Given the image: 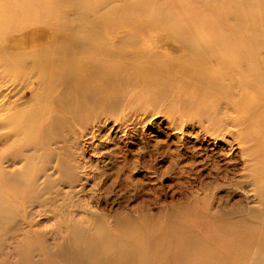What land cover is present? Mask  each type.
Returning <instances> with one entry per match:
<instances>
[{"label":"rangeland","instance_id":"374dc122","mask_svg":"<svg viewBox=\"0 0 264 264\" xmlns=\"http://www.w3.org/2000/svg\"><path fill=\"white\" fill-rule=\"evenodd\" d=\"M198 1L193 5L190 0H170L160 10L158 0H0V24L4 23L0 26V163L8 171L0 180V264H110L111 255L105 249L94 250L86 241L98 228L94 227L97 217L108 223L116 243L120 239L116 223L135 214L146 215L150 221L158 218L162 226L158 237L170 239L174 214L204 194L214 193L215 207L225 212L257 206L238 145L231 146L227 139L208 133L206 125L180 118L174 110H123L97 119L96 111L87 106L85 113L61 114L71 122L68 126L35 132L37 127L27 125L31 110L40 109L35 95L42 100L47 93L57 97L60 91L57 86H43L42 74L29 69L38 61L29 58L32 51L57 39L59 24L70 22L76 31L87 28L95 36L105 20L116 21L127 14H137L139 23L158 27L189 24L202 30V42L212 47L204 54L220 63L222 75H227L232 62L229 56L218 55L220 43L227 41L220 37L238 41L264 58V0H212L216 9L206 0ZM160 29L149 30L150 35L162 38L166 31ZM60 38L59 43L64 41ZM125 38L129 48L138 47V36ZM178 45L175 40L162 42L158 52L174 59L186 56L188 52ZM231 75L234 79L223 78L224 84L238 86H229L230 92H256L239 81L237 72ZM155 93L158 88L150 92ZM41 108L45 128L55 112L49 110L46 115ZM82 117L95 121L81 125L76 119ZM35 142H42L43 149L36 151ZM213 164L218 172L212 171ZM220 167L227 170L225 178ZM188 224L183 227L190 232ZM187 235L180 249L169 242L158 264L176 260L217 264L210 262L208 253L198 259L185 256V249L192 245L197 254L207 238L201 229ZM143 264L153 263L146 258Z\"/></svg>","mask_w":264,"mask_h":264},{"label":"bare ground","instance_id":"6f19581e","mask_svg":"<svg viewBox=\"0 0 264 264\" xmlns=\"http://www.w3.org/2000/svg\"><path fill=\"white\" fill-rule=\"evenodd\" d=\"M169 1L158 0L156 4L164 10ZM190 1L196 5L198 0ZM206 2L211 9H216L211 5L212 0ZM197 10L201 11L199 7ZM139 22L137 14L122 15L112 22L105 20L104 26L96 31L98 36L83 27V30L76 31L70 22L59 24L60 27L55 30V37H59L45 48L32 51L29 58L36 57L38 61L30 68L24 66L42 74L43 86L60 88L57 97L55 93H47L46 99L43 97L41 100L39 94L35 95L37 104H40V109L45 108L46 115L49 110L55 112L50 116L53 122L44 128L46 118L42 120L41 117L44 110L33 109L27 125L33 124V129L37 127L35 132L68 126L71 122L62 118L61 114L71 111L85 113L87 106L96 111L97 119L115 116L123 110H174L180 118L206 125L208 133L227 139L231 146L238 145L240 155L246 161L245 180L253 186L257 206H243L236 211L232 208L225 212L215 207L214 193L204 194V198L195 197L193 203L174 214L170 220V239L158 237L162 228L158 225V218L150 221L146 215L135 214L133 217L125 216L116 223L120 236L116 243H113V236L107 230L108 223L97 217L94 227L98 228L86 238L87 243L94 250L105 249L111 255L110 264H143L146 258L158 264L169 242L176 243L180 249L183 236L188 237L187 234L201 229L206 232L205 246L194 254L192 245L185 249V256L198 259L208 253L210 262L217 264H264V58L249 52L238 41L220 37L227 38V41L220 43L222 51H218V55L223 58L229 56L232 62L226 69L227 75H222L220 63L210 61L204 54L212 47L202 42L201 29H194L189 24L158 27V24ZM3 25L2 22L0 26ZM158 28L166 31L162 38L150 35V31ZM60 36L64 38L61 43ZM132 36L140 38L137 48L136 44L129 48V41H123L124 37L129 39ZM168 40L179 43L178 46L183 47L187 55L184 53L186 56L174 59L158 52V44ZM19 65L25 64L20 62ZM235 72L242 84L253 87L256 92L242 89L235 90L238 94L230 92L229 86H238L229 82L224 84L223 78L229 75L234 79L231 74ZM154 88H158V93L151 95ZM94 121H86L84 117L76 119L81 125ZM42 145V142H35V150L43 149ZM213 165L212 171L218 172L216 164ZM226 171L221 167L219 169L224 178ZM36 173L31 175L30 182L34 181ZM7 175L8 171L0 163V180ZM185 223H189L190 232L183 227ZM172 264L197 263L194 260H176Z\"/></svg>","mask_w":264,"mask_h":264}]
</instances>
